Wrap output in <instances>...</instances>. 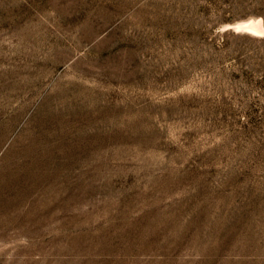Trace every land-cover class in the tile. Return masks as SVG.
Instances as JSON below:
<instances>
[{
	"label": "rangeland",
	"instance_id": "374dc122",
	"mask_svg": "<svg viewBox=\"0 0 264 264\" xmlns=\"http://www.w3.org/2000/svg\"><path fill=\"white\" fill-rule=\"evenodd\" d=\"M250 19L264 0H0V264H264Z\"/></svg>",
	"mask_w": 264,
	"mask_h": 264
},
{
	"label": "bare ground",
	"instance_id": "6f19581e",
	"mask_svg": "<svg viewBox=\"0 0 264 264\" xmlns=\"http://www.w3.org/2000/svg\"><path fill=\"white\" fill-rule=\"evenodd\" d=\"M257 19H250L249 21L243 23H237L235 26H233L232 29L238 33H248L252 36L261 37L264 32L262 31V29H260L261 23Z\"/></svg>",
	"mask_w": 264,
	"mask_h": 264
},
{
	"label": "water",
	"instance_id": "95a60500",
	"mask_svg": "<svg viewBox=\"0 0 264 264\" xmlns=\"http://www.w3.org/2000/svg\"><path fill=\"white\" fill-rule=\"evenodd\" d=\"M260 29H262V31L264 32V22H262V21H261V28ZM261 37H264V34Z\"/></svg>",
	"mask_w": 264,
	"mask_h": 264
}]
</instances>
